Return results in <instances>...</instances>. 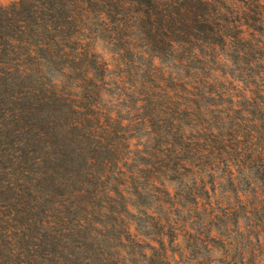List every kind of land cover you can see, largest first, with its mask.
I'll list each match as a JSON object with an SVG mask.
<instances>
[{
	"label": "trees",
	"instance_id": "16d2710c",
	"mask_svg": "<svg viewBox=\"0 0 264 264\" xmlns=\"http://www.w3.org/2000/svg\"><path fill=\"white\" fill-rule=\"evenodd\" d=\"M0 264H264V0L0 4Z\"/></svg>",
	"mask_w": 264,
	"mask_h": 264
},
{
	"label": "rangeland",
	"instance_id": "374dc122",
	"mask_svg": "<svg viewBox=\"0 0 264 264\" xmlns=\"http://www.w3.org/2000/svg\"><path fill=\"white\" fill-rule=\"evenodd\" d=\"M11 1H13V0H0V4H7V3H9V2H11ZM217 205L221 208V209H225L227 206V204L223 201V200H221V199H217ZM232 201H230V203H229V206H232Z\"/></svg>",
	"mask_w": 264,
	"mask_h": 264
}]
</instances>
